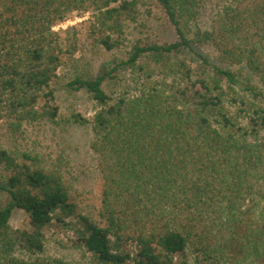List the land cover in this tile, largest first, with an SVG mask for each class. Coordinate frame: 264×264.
I'll return each mask as SVG.
<instances>
[{"label":"trees","instance_id":"trees-1","mask_svg":"<svg viewBox=\"0 0 264 264\" xmlns=\"http://www.w3.org/2000/svg\"><path fill=\"white\" fill-rule=\"evenodd\" d=\"M202 2L0 0V123L13 128L57 124L58 71L86 42L112 52L139 35L118 66L66 85L96 108L67 120L91 132L95 218L60 170L0 144V264H74L46 255L50 228L79 264H264V0H222L190 31ZM152 20L174 40L143 36ZM121 71L130 82L106 90Z\"/></svg>","mask_w":264,"mask_h":264},{"label":"rangeland","instance_id":"rangeland-1","mask_svg":"<svg viewBox=\"0 0 264 264\" xmlns=\"http://www.w3.org/2000/svg\"><path fill=\"white\" fill-rule=\"evenodd\" d=\"M220 2L222 0H203L199 4L198 14L195 17H187L189 30L193 31L194 26L206 27L209 18L214 14L215 9L217 10L216 6ZM87 18V14H84L82 18L73 15L68 21L54 27L53 30H65L67 27L86 21ZM158 22L152 20L150 28L148 26L146 31H142L143 36L148 35L158 40L173 41L171 32L165 26H159L160 22ZM135 37H139V35L134 34L129 43L112 52L91 47L86 42L84 46L82 45L80 52L75 55L74 61L59 69L58 79L55 83L59 107L57 124L46 122L23 125L17 129L9 126L6 122L0 123V144L18 158L22 154H29L38 158L41 165L60 170L76 195L80 211L93 218L101 205L102 181L96 168L94 154L89 149L91 132L88 127L67 124V120L73 113L80 114L83 118L90 120L96 108L84 91L73 92L68 90L66 85L75 78L88 79L97 73L118 66L121 60L127 58L131 41ZM208 57L211 58L210 55ZM187 58L190 56L187 55ZM173 59L174 57L169 58L170 61ZM140 66L153 69L157 68L158 64L150 60H143ZM149 69L147 74H149ZM130 77L128 71L119 72L118 81L107 85L106 90L117 92L127 82H130ZM4 202L5 199L0 196V203ZM24 220L25 214L20 210H15L10 219V226L13 229L21 228L24 225ZM45 237L47 256L64 259L74 264L85 261L81 252L68 247V241L71 238L69 233L63 232L59 228H50L46 231Z\"/></svg>","mask_w":264,"mask_h":264}]
</instances>
